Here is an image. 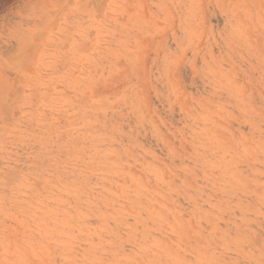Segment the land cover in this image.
Wrapping results in <instances>:
<instances>
[{"label":"rangeland","instance_id":"1","mask_svg":"<svg viewBox=\"0 0 264 264\" xmlns=\"http://www.w3.org/2000/svg\"><path fill=\"white\" fill-rule=\"evenodd\" d=\"M0 264H264V0H0Z\"/></svg>","mask_w":264,"mask_h":264}]
</instances>
